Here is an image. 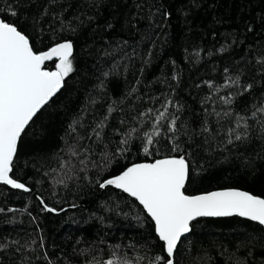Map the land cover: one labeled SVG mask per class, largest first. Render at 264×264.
Instances as JSON below:
<instances>
[{"label": "trees", "instance_id": "16d2710c", "mask_svg": "<svg viewBox=\"0 0 264 264\" xmlns=\"http://www.w3.org/2000/svg\"><path fill=\"white\" fill-rule=\"evenodd\" d=\"M0 17L24 31L35 51L71 41L74 68L18 141L10 176L28 191L0 184V264H104L116 257L150 264L157 256L165 264L143 208L97 183L133 163L183 155L187 195L239 188L264 198L257 123L264 113L251 116L253 105H264V0H0ZM237 76L239 86L221 87ZM230 95L231 105L221 103ZM165 105L162 136L145 155L144 133ZM213 109L234 115L218 122L206 116ZM236 114L248 128L229 143ZM173 115L178 128L190 129L178 136V152L167 133ZM205 120L209 131L201 133ZM129 134L128 150L101 172L103 154L115 155ZM174 264H264V228L239 216L199 218L178 243Z\"/></svg>", "mask_w": 264, "mask_h": 264}, {"label": "snow or ice", "instance_id": "6c2138e0", "mask_svg": "<svg viewBox=\"0 0 264 264\" xmlns=\"http://www.w3.org/2000/svg\"><path fill=\"white\" fill-rule=\"evenodd\" d=\"M16 16L15 11L11 12ZM223 51V49H221ZM73 44L71 41L57 43L46 51H35L30 43V38L24 31L4 18H0V182L11 185L14 189L28 191L23 183L10 176L13 159L17 153L18 141L22 133L33 121L37 113L49 103V101L62 89L65 78L74 71L73 68ZM57 61L54 70L45 67L47 61ZM228 70L225 69V72ZM240 78H227V82L221 87L229 88L239 86ZM212 86L211 84L209 85ZM251 84L244 86L243 91H248ZM217 92L220 88L216 89ZM237 92L235 95H241ZM210 99V97L206 98ZM221 103L231 105L233 96L220 97ZM169 103H171L169 101ZM251 116L255 118L258 113H264V105H253ZM112 108H109L111 113ZM151 112V109L148 110ZM147 113H142L144 116ZM207 115H215L220 118H229L234 114L231 111L216 112ZM167 118V105L165 110L155 117L151 133H144L145 155H151V149L158 143L162 136L160 122ZM107 117H105V120ZM179 117L173 115L169 121L167 133H171V151L178 152L180 146L176 143L179 135H189L187 125L177 127ZM236 127L229 128V140L232 135L235 139H241L238 129L248 128L247 118L239 114L235 115ZM261 130L264 131V120H259ZM74 132L75 127L69 126ZM98 128L104 127L101 121ZM136 131L135 129L132 130ZM207 120L200 129L201 133L208 132ZM97 140L101 133L95 131ZM244 135H247L245 132ZM131 135L120 141L121 147L115 155L103 154L104 163L100 166L103 172L117 156H122L128 150ZM87 151V150H85ZM72 155H77L72 151ZM88 160H81V165H87ZM64 165L62 164V167ZM95 167V164L93 163ZM190 179V165L183 155L164 156L154 159L152 162L133 163L124 168L118 175L97 181L99 187L104 189L114 186L135 198L155 225V233L163 242L164 251L167 253L165 264H174V254L181 238L191 231V225L201 217H230L239 216L250 221L258 222L264 226V198L238 189H225L199 195H187L185 186ZM62 183V181H61ZM43 203V201H41ZM75 206V205H73ZM44 210L55 212L56 209L44 205ZM119 247V245L115 246ZM115 257V253L113 254ZM142 259V258H140ZM165 258L157 256L150 264H159ZM99 264V262H98ZM104 264H129L118 257L108 259Z\"/></svg>", "mask_w": 264, "mask_h": 264}, {"label": "water", "instance_id": "95a60500", "mask_svg": "<svg viewBox=\"0 0 264 264\" xmlns=\"http://www.w3.org/2000/svg\"><path fill=\"white\" fill-rule=\"evenodd\" d=\"M1 18V17H0ZM65 41H68V40H65ZM65 41H61V42H65ZM61 42H58V43H61ZM57 44V43H56ZM55 45V44H54ZM54 45H52V46H54ZM52 46H50V47H52ZM49 47V48H50ZM48 49V48H47ZM46 49V50H47ZM46 50H43V51H46ZM53 61H55V60H53ZM49 62H52V61H47L46 63H49ZM45 63V64H46ZM48 69V68H47ZM48 70H54V69H48ZM160 159V158H159ZM14 160V159H13ZM146 162H152V161H146ZM138 163H143V162H138ZM130 166V165H129ZM118 175V174H117ZM0 184H3L2 182H0ZM4 185H6V184H4ZM7 186H9V187H11V185H7ZM112 187H114V186H112ZM12 188V187H11ZM27 188V187H26ZM115 188V187H114ZM14 189V188H13ZM115 189H117V188H115ZM225 189H238V190H241V191H244V190H242V189H239V188H223V189H216V190H212V191H209V192H213V191H220V190H225ZM20 190H23V189H20ZM117 190H120V189H117ZM120 191H122V190H120ZM123 192V191H122ZM247 192V191H246ZM124 193V192H123ZM204 193H208V192H204ZM126 195H128L127 193H125ZM200 194H203V193H200ZM196 195H199V194H196ZM129 196V195H128ZM130 197V196H129ZM130 198H132V199H134L138 204H139V202L135 199V198H133V197H130ZM140 205V204H139ZM142 208H143V206L142 205H140ZM144 210V209H143ZM145 211V210H144ZM145 213H146V211H145ZM147 214V213H146ZM148 216V215H147ZM149 217V216H148ZM230 217H232V216H230ZM150 218V217H149ZM201 218H225V217H201ZM241 218H243V217H241ZM151 219V218H150ZM199 219V218H198ZM243 219H247V218H243ZM247 220H249V219H247ZM153 222V221H152ZM252 222H254V221H252ZM255 223H258V222H255ZM153 224H154V222H153ZM259 224V223H258ZM260 225V224H259ZM262 226V225H261ZM263 228H264V226H262ZM154 230H155V225H154ZM189 234V233H188ZM188 234H185V236L186 235H188ZM158 237V236H157ZM184 237V236H183ZM182 237V238H183ZM181 238V239H182ZM162 242V241H161ZM163 243V242H162Z\"/></svg>", "mask_w": 264, "mask_h": 264}]
</instances>
